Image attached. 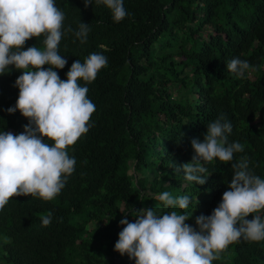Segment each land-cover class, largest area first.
<instances>
[{
  "label": "trees",
  "instance_id": "trees-1",
  "mask_svg": "<svg viewBox=\"0 0 264 264\" xmlns=\"http://www.w3.org/2000/svg\"><path fill=\"white\" fill-rule=\"evenodd\" d=\"M55 3L73 29L59 44L67 59L54 69L61 80L90 53L105 55L108 64L93 82L78 80L96 110L89 131L67 148L76 165L60 194L50 201L13 197L0 211V264H135L114 246L124 227L119 221L134 222L140 209L192 213L186 223L196 227L195 218L211 215L229 190L231 163H207L203 185L174 166L191 161V140L203 141L207 124L221 115L233 126L229 143L245 146L235 160L246 155L264 179V0H124L129 15L119 23L95 0L88 7L84 0ZM80 22L91 28L85 44L74 35ZM33 45L43 48V37L24 48ZM234 57L259 70L237 78L227 70ZM9 68L0 75V131L18 135L29 121L7 112L22 74ZM165 191L192 202L168 207L158 199ZM49 212L52 222L42 226ZM220 257L212 264H264V241L241 240Z\"/></svg>",
  "mask_w": 264,
  "mask_h": 264
},
{
  "label": "clouds",
  "instance_id": "clouds-1",
  "mask_svg": "<svg viewBox=\"0 0 264 264\" xmlns=\"http://www.w3.org/2000/svg\"><path fill=\"white\" fill-rule=\"evenodd\" d=\"M95 2L108 7L116 23L129 15L124 0ZM84 4L88 7L92 0ZM65 19L55 0H0V75L10 72L9 66L22 73L15 81L18 99L7 112L18 110L29 121L18 135L0 131V211L13 197L30 195L50 201L59 195L75 171V157L67 148L92 127L89 121L96 106L87 96L88 87L78 80L93 82L108 60L101 53H90L83 63L75 60L67 79L61 80L54 69L65 68L67 59L60 54L59 44L66 33L73 32L71 26L65 28ZM90 31V24L80 22L74 35L85 44ZM33 37H43V48L33 45L25 50L26 41ZM227 70L243 78L259 66L234 57ZM232 131V123L219 116L207 124L203 141L191 140V161L174 166L176 174L182 172L187 181L203 185L207 163H231L229 190L211 215L197 216L193 227L186 223L192 213L140 209L135 211L134 222L119 221L124 227L115 251L127 254L135 264H212L230 244L264 241V217L259 214L264 210V179L251 171L246 155L235 160L234 154L243 153L245 146L238 141L229 143ZM45 137L52 143L44 142ZM158 199L179 209H187L192 202L189 195L174 197L167 191ZM250 214L253 218L247 219ZM52 218L51 212L41 216L42 226H49Z\"/></svg>",
  "mask_w": 264,
  "mask_h": 264
}]
</instances>
